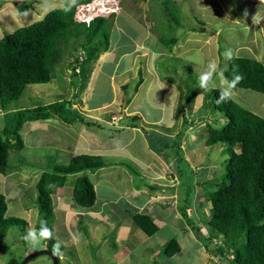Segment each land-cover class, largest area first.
Returning a JSON list of instances; mask_svg holds the SVG:
<instances>
[{"label":"rangeland","instance_id":"rangeland-1","mask_svg":"<svg viewBox=\"0 0 264 264\" xmlns=\"http://www.w3.org/2000/svg\"><path fill=\"white\" fill-rule=\"evenodd\" d=\"M99 1L89 0L88 3L83 4L95 2L89 6L90 11H87L88 8L81 6L80 2L83 0H0V38L7 33H14L22 27L41 21L55 9L71 8L78 3L80 4L76 8V12L78 11L75 16L76 20L77 18L85 20L100 14L109 17L107 12L98 11L102 7ZM130 1L108 0L102 2V5L108 11H112L111 13H118L119 11L116 12L117 5L120 4L122 9L125 8V13H130L132 9L134 12L142 8L146 19L143 17L144 20L141 23L145 22V24L138 30L137 38L142 37L141 40H145L143 50L150 48L146 38L148 28L153 30L150 33L157 36L158 42H156L159 49H154V52L147 56V59L141 63V69L136 70L135 77L131 73L121 75L124 69H129L133 64L132 57L125 58L119 64L121 69L118 70L117 80L113 83L110 78L98 79L97 74L100 71L98 68L85 76L73 73V60H75L73 56H80L81 52L80 49L77 51L72 49L74 44L70 45L69 55H66L57 67L54 80L46 84L30 85L21 99L14 101L8 107V112L0 110V129H2L7 123L11 124L14 114L20 109H33L57 102L66 103L65 111L54 114L53 119L28 122L23 126L20 134L25 144L24 149L10 153L11 168L6 175L0 174V193L7 198L8 216L23 219L28 223V226L13 227L9 230L4 239L0 264H19L30 254L49 248L47 238H40L36 246H32L25 239L30 230L38 237L40 233L36 228L41 219L35 202L36 183L47 164L68 165L73 158L87 154L88 151H84L85 147L78 148L76 144L78 143L77 137L81 140V136L78 135L81 131H92L94 128L89 122L86 123V119H90L85 116L88 112L87 107L107 105L119 95L122 100L127 97L133 98L136 84L139 81V71H142L144 82L149 75L154 77V80L147 91L141 92L146 91L145 96L139 92L140 87L138 88L136 93L138 96L141 95L142 99L136 105L137 110L149 121H157L163 117L164 122L172 123L176 114L178 124L174 126L173 131L170 128L169 133L173 135L175 130L180 129L174 139L176 145L174 146L173 141L165 138L166 136L157 135L144 128L143 132L147 134L149 143L162 151V154H156L159 158L153 159V167L157 168L156 170L152 167L154 174L149 175L150 169L148 168L145 171L148 180L151 179V183H147V189L163 193L167 187L170 190L173 188V192L168 191L169 193H164L162 196L165 197L163 201L175 203L173 208H177L179 204V195L185 199L184 202L189 201L191 211L187 209L186 213L182 211V214L185 218L184 223L188 224L191 230L186 228V232L189 231L188 237H191L193 232L194 239L198 240L199 248V250L193 247L187 248L188 245H184L179 256L167 259L164 254L159 255L156 264H235L234 256L232 257L230 253L225 252L222 256L218 252L219 245L223 244L222 238L213 231L212 233L207 226L212 204L205 202L208 189L199 183L202 182L201 179L207 178L219 180L226 173L224 172L227 167L225 161L228 156L224 155L221 146L210 148L205 145L208 125L223 124L225 120L220 118L219 113L207 110L204 102L213 89H222L227 86L228 81L223 72L229 69L230 58L247 57L264 62V50L260 45L261 40H264V4H260V0H180V2L178 0H152L148 6H144L141 1L142 7L136 8L131 3H127ZM245 10L248 12L247 17L244 15ZM257 12L262 18L258 25L252 22V17ZM115 20L116 17L112 30L116 26ZM121 21V25H127L126 28L121 26L123 30L134 28L130 27L133 23L127 20L126 15L121 17ZM172 38H177L181 42L176 52L170 55V51L168 54L164 52L167 49L159 40H171ZM111 41L112 38L110 44ZM114 43L116 44V41ZM162 49V55H157L156 53ZM181 51H186V53L182 54ZM119 56L120 52L116 51L108 57L110 61L108 60L107 65H111L110 69L112 65H116L115 62L119 60ZM206 57H208L206 65L214 61L218 66L217 74L222 72L223 77L217 75L214 78L211 91L202 89L199 94L192 95L190 92L198 86L199 75L208 71L207 66L204 67L205 63H202V59ZM125 84L128 85V89L124 88ZM232 93L235 101L264 117V94L238 88L232 89ZM251 97L254 98L251 99ZM82 100L85 103H82ZM84 104L87 107H84ZM73 111L79 117L75 115L72 123L66 122L61 117L70 118ZM124 111L123 109L117 111L119 114L113 117L112 124L119 125L120 119H123L121 113ZM137 118L135 116L128 121L132 123V126H138ZM134 120L138 123L137 125L134 124ZM183 122L186 124L184 125ZM73 124L75 133L71 128ZM102 128L104 130L99 129L95 134L103 140L105 135L113 136L118 133L106 126ZM117 136L119 138L110 146L116 143L118 145L127 143L133 137L131 132H121ZM168 144H171L169 149L162 148ZM142 146L144 144L136 142L135 146L127 147L128 151L120 152L109 160L112 162L117 160L115 163L121 161L117 168L119 176L116 175L115 185H113L116 189L108 187L98 197L97 206L100 200L106 202L112 199V201H107L106 206L101 208L105 217L99 216V218H103L104 223L98 222L97 226L88 217L90 209L80 208L72 203L75 177L69 176L67 184L63 187L64 192L60 194L62 198L57 196L55 200V222L53 224L56 234L55 246L57 249H60L59 246L62 248L61 252L58 251L61 256L60 264H155L152 253L155 252L157 245L160 246L163 240L165 244L167 240L176 238L177 230L172 220H169L168 226L157 237L141 240L137 238L140 234L136 233L141 232L132 221L135 213L131 209H126L125 212L123 209L118 210L117 214L107 216L109 210L120 208V204L125 203L126 200L122 196V188H119L123 183L119 181V178L125 175L120 176V173L126 172L137 178L142 172V166L139 165L144 162L139 158L145 156L144 152L140 151ZM179 146L182 147L183 152L178 149ZM133 155H136L137 160L132 159ZM165 172L166 174L163 175ZM157 177L166 178L168 184L160 182L161 179ZM151 184L154 185L150 187ZM176 185H180L177 190ZM149 194H155V192H149ZM179 212L181 213V209ZM113 220L114 224H111ZM128 226L136 236L120 240V232L124 235ZM121 251H130L131 254L124 255L117 263L115 256L117 253L121 255ZM50 262V257L40 256L29 264H50Z\"/></svg>","mask_w":264,"mask_h":264},{"label":"trees","instance_id":"trees-1","mask_svg":"<svg viewBox=\"0 0 264 264\" xmlns=\"http://www.w3.org/2000/svg\"><path fill=\"white\" fill-rule=\"evenodd\" d=\"M88 2L83 0L80 3ZM78 4L55 9L41 21L0 38L1 112H8V107L21 99L30 85L54 80L57 67L69 55L70 45L75 44L72 49L81 51L80 56L72 57L75 59L73 73L83 76L92 72L99 58L109 50L115 16L96 17L89 24L81 23L75 18ZM159 42L172 51L178 39H160ZM228 64L229 69L223 72L227 81L237 75L242 77L235 88L264 94L262 62L247 57H232ZM142 83V71H139L135 92ZM124 88L128 89V85ZM201 91L197 86L190 93L196 95ZM220 91V88L213 89L204 102L207 110L219 113L220 118L225 120L223 124L208 125L205 145L210 148L221 146L224 155L228 156L226 173L219 180L207 178L199 183L208 189L205 202L212 204L207 226L222 238L223 244L218 249L222 256L225 252L230 253L235 264H264V117L243 107L232 97L217 104ZM65 109L66 103L57 102L18 110L11 124L7 123L0 129V173L6 175L11 168L10 153L24 149L20 132L27 122L51 120L54 114ZM61 117L69 122V117ZM178 149L183 152L181 146ZM105 165L98 155H80L68 165L47 164L35 185V202L41 218L36 228L38 232L50 230L51 236L47 238L50 250L57 249L53 223L59 189L65 187L69 176H74L73 202L83 208L93 207L97 196L87 172L95 173ZM185 204L179 208L181 213H186L188 206L191 208L188 200ZM132 221L147 236H154L159 230L147 214L136 213ZM25 226H28L27 221L8 216L7 198L0 193V255L9 230ZM180 252L181 246L176 238L163 247V254L168 258Z\"/></svg>","mask_w":264,"mask_h":264},{"label":"crops","instance_id":"crops-1","mask_svg":"<svg viewBox=\"0 0 264 264\" xmlns=\"http://www.w3.org/2000/svg\"><path fill=\"white\" fill-rule=\"evenodd\" d=\"M151 1L152 0H147L146 2H143L144 6H148L151 3ZM127 3H131L136 8L142 7V4H140L141 2H134L131 0L130 2H127ZM118 6H119V12L114 15L116 17V20H115L116 26L111 32L112 41H111L109 50L99 58L98 62L96 63V65L93 69V71H95L96 68H98L100 70L99 74H97L98 79L110 78L112 83L116 82L117 75L119 74L118 70L121 69V65H119V64L125 58L132 57L133 64L131 65V67L129 69H124L123 70L124 72L121 75H123L124 73H131L135 77L136 70H139L138 68H140L141 63L147 59V56L150 53L154 52V49H159V47L157 45V42H158L157 36L154 35L153 33H150V31L152 32L153 30L148 28L149 31L146 34V36H147L146 38L149 41V46H150L149 50H146V51L143 50V47H145V40L142 41L141 40L142 37L137 38L138 33H139L138 30L141 29L140 27H142V26L144 27V24H145V22L141 23L145 18L144 17L145 15H143L144 12H143L142 8H138L139 10L137 9L134 12L132 9V11L130 13H128V12L125 13L124 12L125 8L122 9L121 4ZM125 15H126L127 20L132 21V23H133L132 25H130V27H134V28H131L129 30H123L122 29L121 26H123L125 28L127 27V25H125V24L121 25V23H122L121 17L125 16ZM123 39H125V40L123 41ZM115 41H116V44L114 43ZM180 42L181 41L178 40V42L173 46L172 51H170V53H169V50L167 48L166 49L168 50V52H166L167 50L164 52L167 54L169 53L170 55L172 53L176 52L175 50L178 47ZM257 43L258 42H256V44ZM260 45L262 46V49L264 50V40H261ZM116 51L120 52L119 60H117L115 62L116 65H112L113 67L110 69L109 66H111V65H107L110 61L108 59V57H111L113 55V52H116ZM162 52H163V49L159 50L158 53H156V54L161 56ZM181 53L185 54L186 51H184V52L181 51ZM207 59H208V57L202 59L203 60L202 63H205V65H204L205 68L207 66L206 65ZM258 61L262 62L259 59H258ZM262 63L264 64V62H262ZM145 79H146L145 82L143 81L142 85L139 88L140 93L143 90L147 91V88L149 87V85L154 80V77H151L149 75ZM145 92H143L141 94H143V96H145V94H146ZM253 98L254 97H251V99H253ZM141 99H142L141 95L138 96V94L135 92V95L133 96V98L127 97L126 99L122 100L120 95L118 97L115 96L107 105H104V106L87 107L84 104V107L86 106L87 111H88V112H86V115L85 114L84 115L87 116L88 118H90V119H86V121H87L86 123L89 122L91 124V127H94V128H92L93 129L92 131H81L79 134L76 132L79 136H81V140H79L77 137V141H78V143H76L77 147L78 148L79 147H85L84 151H88L87 154H82V155H98V156L103 158V160L106 164L104 168L100 169L99 171H97L95 173L87 172L88 177L90 178V180L92 181V183L95 187L96 196H97L96 202H98V197H99L100 193L102 194L103 190H107L108 187H111L114 190L116 189L113 185H115L116 175L119 176V171L117 168H118V165L121 164V161L118 163H115V161H117V160H115L113 162L109 161V160L113 159L116 154L127 150L128 146H130V145L135 146L136 142L144 144V146L141 147L140 151L144 152L145 156L143 158H139V159L144 161L143 163L139 164L140 166H142V168H141L142 172L138 174L137 178H134L133 176H131L130 174H128L126 172L120 173V176L125 175V176L119 178V181H123V183L121 184V186H119V188L120 187L122 188V196L126 200H125V203L120 204V208H113V209L109 210L107 212V216L115 215L118 213V210H122V209H123V212H125L124 210H126V209H131V211L134 212L135 214L141 213V214H147V215L151 216L153 221L158 226L159 230L154 236H147L143 231H141L139 229L141 233H136V234H140V237H137V238H139V239L141 238V240H148V239H153V238L157 237L158 235L161 234V231L166 226H168L169 220H172V221H174V224H175L174 226L176 227V230H177L176 231V233H177L176 239L178 240V242L181 246V252H182V248H184V245H188L187 248L193 247V248L199 250L198 240L194 239L193 232H192L191 237H188V233L191 230L189 228V225L184 223L185 218H184L183 214L180 213L178 210L179 208L184 207V205H185L184 200L185 199L179 195V197H178L179 198V200H178L179 204H178L177 208H173V205H175V203L172 204L173 202L170 203L169 201L166 202V201L162 200L163 198H165V197H162L163 194L169 193L168 191L173 192L174 191L173 188H171V190H170V188L167 187V189L163 193L156 191V190L151 191V190L147 189V186H148L147 183H151V181H150L151 179L148 180L147 175H145V171L148 168V169H150V174H149V171H148V174L149 175L154 174L153 173L154 171L152 169L153 164H154V160L156 159V157H158L157 156L158 154H162V151L155 148V146L152 143H149V139H147V134L144 133L143 130L145 128L146 130L155 132V134H157V135L166 136L165 138L169 139L171 142L173 141L172 145L176 146L174 144V139H176L177 133L180 132V129L175 130V132H173V135H171V133H169V129L172 128V131H173L174 126H176L178 124V120L176 119V114H175V117H174L172 123L164 122L163 117L158 119L157 121L156 120L149 121V119L145 115H143L140 111L137 110L138 106H136V105L139 104ZM82 103H85V101L82 100ZM119 106H120V108H119ZM107 109H109V110H107ZM119 109H123V111L125 110L124 113H121V115H123V119H120L119 125H116V124L114 125V124H112L111 121H113L112 119L116 114H119L117 112ZM126 110H128V111H126ZM75 115L77 117H79V115L75 114L73 111L72 116L69 118V122H71V123L73 122ZM135 116L138 117L136 120L139 121V125H138L139 127L138 126H132L131 125L132 123H130L128 121L130 118L132 119ZM80 117H82V116H80ZM184 121H185V119H184ZM74 124L72 125L71 128L73 129L72 131H74V133H75V128H73ZM134 124L137 125L138 123L135 122V120H134ZM141 124H143V125H141ZM183 124L185 125L186 122H183ZM103 126H106L108 129H112L113 131H117L118 133L131 132L133 137L127 143L119 144V145L116 143L115 145L110 146V144H112L113 142H115L119 138L117 136L118 133L113 134V136L112 135H105V139L103 140L97 134H95L99 129L104 130V128H102ZM83 128H86V126H83ZM184 130H186V129H184ZM150 145H152V146H150ZM170 147H171V144L162 146V148L165 150L169 149ZM75 152H77V150ZM135 158H136V155H133L132 159L137 160ZM153 168H155V167H153ZM155 169L157 170V168H155ZM165 174H166V172L163 175H165ZM160 175H162V173H160ZM178 176L180 177L179 174H178ZM157 178H159V177H157ZM159 179H161L160 182H164V184L165 183L168 184V180L166 178L163 179L160 177ZM152 185H154V184H151L150 187ZM178 186H180V185L175 186L176 190H177V188H179ZM179 191L180 190H178V192ZM61 192H64L63 188L59 189V191L57 193V196L60 197V199L62 198L61 197L62 195L60 196ZM149 192H155V194H149ZM102 196L103 195H101V197ZM103 198H104V196H103ZM107 201H112V199L107 200ZM107 201L101 202V200H100V202L98 203L99 204L98 206H97V203H95V205L91 208H84V209H90L89 210L90 215H88V217H90V219H92V221H94L96 226H97L98 222L104 223L103 218L105 217V214L102 212L101 208L106 206ZM72 203H74V202H72ZM80 208H83V207H80ZM191 209L192 208H190V209L188 208L189 212L191 211ZM191 215H193V214L191 213ZM99 216L103 217V218H99ZM111 224H114V220L111 222ZM186 228L189 229V231L186 232V230H187ZM136 234H133L132 229L130 228V226H128V227H126V232L124 233V235H122L120 232L119 237H120V240H124L125 238L127 239V237H132V236L135 237ZM195 237H198V236L195 235ZM200 237H201V235H200ZM168 241L169 240H167V242ZM185 242H187V243L185 244ZM163 243H164V240H163V242H161L160 246L157 245V247L155 248V252L152 253V256L154 257L153 263H155V264L157 263L158 256L163 254V247L166 244V243L165 244H163ZM149 247H151V246H149ZM180 253L176 254L175 256H173L171 258H168V257H166V258L167 259H174V258H176V256H179ZM126 254H131V252L130 251H128V252L121 251V255L119 253H117L115 256V259H117L116 262L118 261L117 263H119V260L121 258H123L124 255H126Z\"/></svg>","mask_w":264,"mask_h":264},{"label":"clouds","instance_id":"clouds-1","mask_svg":"<svg viewBox=\"0 0 264 264\" xmlns=\"http://www.w3.org/2000/svg\"><path fill=\"white\" fill-rule=\"evenodd\" d=\"M98 0H95V2H97ZM104 1H108V0H100L99 3L101 4V8H99L98 11L100 10H103L104 12H107V15H115L116 13H111L112 11H108L106 8H104V6L102 5V2ZM94 2V3H95ZM93 2L92 3H89V4H86V5H81V6H91L92 4H94ZM260 4H264V0H260ZM118 7V10L116 12L119 11V6L117 5ZM80 8V7H79ZM87 11H90V10H87ZM78 12V11H77ZM77 12H76V15H77ZM245 17L248 16V12L247 10H245V13H244ZM96 17H105L103 14L101 15H95V17H90L88 19H90V22L96 18ZM107 18V17H105ZM87 20V19H86ZM261 16L259 14V12H257V14L255 16L252 17V22L253 24H260L261 23ZM78 21V20H77ZM78 22H81V23H87L89 24L87 21H78ZM217 64L214 62V61H210L207 65V69L208 71H204L202 72L199 77H198V86L199 88L203 89L204 91H211L213 87H211V85L214 83V78L217 77V75H219L220 77H223V73H219L217 74ZM242 80V77L237 75L235 76L231 81H228L227 83V86L226 87H223L219 93V98L217 100V104H220L222 102H224L225 100H228L232 97V89H234L236 87V85ZM252 91V90H251ZM255 92V91H254ZM258 93V92H257ZM51 236V232L50 230L48 229H45L43 231H41L39 233V237L37 236V234L33 231H29L27 236L25 237V239L32 245V246H36L38 243H39V239L40 238H49ZM48 250H50L49 248H46ZM52 251V250H51ZM62 251V250H61ZM54 252V251H53ZM55 253V252H54ZM59 253V252H58ZM56 254V253H55ZM57 255V254H56ZM59 261V259H58Z\"/></svg>","mask_w":264,"mask_h":264},{"label":"water","instance_id":"water-1","mask_svg":"<svg viewBox=\"0 0 264 264\" xmlns=\"http://www.w3.org/2000/svg\"><path fill=\"white\" fill-rule=\"evenodd\" d=\"M40 256H48L52 259L53 264H59L57 255L53 251L48 250V249L40 250V251L30 254L19 264H29L33 259L40 257Z\"/></svg>","mask_w":264,"mask_h":264},{"label":"flooded vegetation","instance_id":"flooded-vegetation-1","mask_svg":"<svg viewBox=\"0 0 264 264\" xmlns=\"http://www.w3.org/2000/svg\"><path fill=\"white\" fill-rule=\"evenodd\" d=\"M52 251H54L57 254V257L59 259V264H60L61 263V256H60V253H58V251L61 252V249H56V250H52ZM50 260H51L50 264H53V261L51 258H50Z\"/></svg>","mask_w":264,"mask_h":264},{"label":"built area","instance_id":"built-area-1","mask_svg":"<svg viewBox=\"0 0 264 264\" xmlns=\"http://www.w3.org/2000/svg\"><path fill=\"white\" fill-rule=\"evenodd\" d=\"M85 8H86V9L88 8L87 10H89V6H87V7H85ZM100 11L103 12V10H100ZM77 20H78V21H87L88 23L90 22V19H87V20L85 19V20H84V19H82V18H77Z\"/></svg>","mask_w":264,"mask_h":264},{"label":"bare ground","instance_id":"bare-ground-1","mask_svg":"<svg viewBox=\"0 0 264 264\" xmlns=\"http://www.w3.org/2000/svg\"><path fill=\"white\" fill-rule=\"evenodd\" d=\"M197 178V177H196ZM213 180V179H212Z\"/></svg>","mask_w":264,"mask_h":264}]
</instances>
